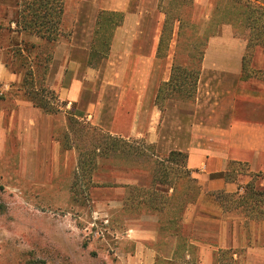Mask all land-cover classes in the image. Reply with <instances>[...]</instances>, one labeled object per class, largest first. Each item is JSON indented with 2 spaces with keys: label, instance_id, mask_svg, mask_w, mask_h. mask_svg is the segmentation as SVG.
<instances>
[{
  "label": "crops",
  "instance_id": "1",
  "mask_svg": "<svg viewBox=\"0 0 264 264\" xmlns=\"http://www.w3.org/2000/svg\"><path fill=\"white\" fill-rule=\"evenodd\" d=\"M12 1L4 0V5L10 7ZM251 1L264 7V0ZM160 3L79 0L74 7L67 5L45 79L74 118L110 138L143 141L153 146L159 160L173 153L187 156L183 170L196 194L189 198L188 192L174 187L156 188L166 202L159 212L126 216L129 188L144 189L148 183L125 180L105 188L113 195L105 200V219L117 215L125 223L112 249L116 264H226L223 255L227 264H264V219L241 206L227 211L220 203L222 195L244 196L255 178L264 176V48L250 59L249 31L243 23H217L219 1L194 0L198 35L209 34L195 101H168L159 108V89L170 81L181 45L177 19L172 37L164 42L167 12L160 10ZM15 7L17 11V3ZM101 14L121 16L111 38H105V30L97 33ZM27 39L42 43L36 36ZM102 43V60L91 64L95 46ZM16 81L0 62V83ZM18 124L23 170L37 163L38 180L45 181V188L55 189L56 182L65 180L56 203L71 204L77 153L61 149L54 117L22 102ZM59 126L67 131L65 119ZM148 199L141 210L147 209Z\"/></svg>",
  "mask_w": 264,
  "mask_h": 264
},
{
  "label": "rangeland",
  "instance_id": "2",
  "mask_svg": "<svg viewBox=\"0 0 264 264\" xmlns=\"http://www.w3.org/2000/svg\"><path fill=\"white\" fill-rule=\"evenodd\" d=\"M78 1L66 0V7L69 4L74 7ZM8 3L10 7L4 5V0H0V62L5 65L7 61L15 69L19 68L20 62L13 58L11 49L20 47L23 40L41 46L44 54H52V45H47L42 40V43H32L27 37L33 35L18 31L16 19L20 0ZM16 3L17 11L16 7L14 9ZM160 4V10L167 12L165 43L172 37L177 17L184 21L180 35L183 43L176 50L179 59L175 65L189 68L192 64L196 69L197 60H190L188 56L196 55L193 51L195 44L204 37L198 35L194 0H161ZM197 49L202 51V48ZM38 52V49L31 51L30 57L25 61V70L11 72L18 81L9 86L0 83V135L3 136L0 143V264H116L117 257L112 249L117 244L116 233L124 232L125 223L116 218L117 215L109 220L105 219V200L113 196L112 192H105V188L117 187V183L125 180L149 184L144 189L137 187L141 185L129 188L126 205L130 212L126 216L132 217L136 213L159 212L166 206L165 199L160 193L157 194L156 188L174 187L180 193L188 192L191 198L192 194H196L194 183L183 170L185 160L182 157L169 156L159 160L154 158L153 146L138 140L117 139L112 142V138L84 121H79L86 128L82 131L76 124L71 127L73 111L67 110L66 104L45 85L46 73L42 64L40 70L34 71L35 76H30L34 79L33 91L39 94V98L54 104L55 111H58L51 115L57 123L55 139L59 141L62 150L77 153L78 160L71 175V204H57L56 201L61 199V193L64 192L60 186L65 184V180L61 181L60 176V181L56 182L57 188H45V181L40 183L38 180L37 163L33 167L25 166L24 170L22 167L24 157L19 136V104L29 102L24 97L23 80L26 71L31 70V62L37 61ZM98 62L94 58L93 63ZM28 82H31L30 78ZM43 90L47 93H43ZM63 119L67 125L66 132L59 126V121ZM93 156L95 168L89 162L84 168L85 161H90ZM263 183L264 177L255 179L253 190L264 193ZM146 197L153 208L141 210L139 204ZM252 202L254 203H250L251 205L258 202L260 207L254 210L252 216L262 217L260 211L264 208V197L254 198ZM228 207L233 210L236 205L229 203ZM112 212L116 213V210ZM163 215L166 216L165 212ZM223 258L227 264L228 257L223 255Z\"/></svg>",
  "mask_w": 264,
  "mask_h": 264
},
{
  "label": "trees",
  "instance_id": "3",
  "mask_svg": "<svg viewBox=\"0 0 264 264\" xmlns=\"http://www.w3.org/2000/svg\"><path fill=\"white\" fill-rule=\"evenodd\" d=\"M219 4H221V17L217 20V23L242 22L243 27H246L245 29L249 31V57L251 59V57L255 54V51L259 48H264V7L253 3L251 0H220ZM19 7L20 9L16 19V24L19 28L18 31L27 35L36 36L43 42L47 43V45H52L54 49L61 35V25L66 9V0H20ZM120 20L121 16L101 14L99 17V28L97 33L105 30V38H111V32L114 29V26L119 24ZM177 20L181 23L180 29H182L184 21L180 17H177ZM107 34H109L108 37ZM180 35L181 32L179 34V41L182 44V37ZM208 38L209 34L207 32L203 40L195 44L196 47L193 51H195L196 55L193 56L190 54L188 56V59L190 60H197L198 65L196 69H194L192 64L189 65V68L174 65L170 81L168 83H164L159 89L157 97V104L159 108H163V103L168 101H176L183 104L193 103L195 101L201 59ZM105 46V43L95 46V48L98 49H95V53L91 58V64H93L94 58L99 59V61L102 60L101 53L105 51ZM197 48H202V51H198ZM36 49L39 50L38 55L36 56V60L38 62H31V70L26 71L23 80V88L25 89L24 97L26 98V101L31 102L35 108L41 109L45 114L55 115L58 111H55L54 104L52 102H48L44 98H39V94H36L32 88L34 79L33 77H30L35 76L33 74L34 71L40 70L43 64L45 66L44 72L46 73V78L53 58V52L52 54H44L41 46L33 45L30 42L23 40L20 47L15 48L14 50L11 49L13 58L20 62L19 68L15 69L12 64L7 61L5 65L12 73H17L19 70H25V61H27L30 57L31 51ZM42 55H44V58H42ZM28 78H30L31 82H28ZM43 93L46 94L47 92L43 90ZM70 124L71 127L73 124H76L79 128H81L80 131L86 129L79 122V120L74 117ZM111 140L112 142L117 141L115 138H112ZM106 146H108V144ZM175 156L182 157L185 161L187 159L186 155L180 153L171 154L172 158ZM94 157L95 156H93L90 161H85L84 168L87 166L88 162L90 165H93V169L95 168L96 164ZM85 171L88 173L87 169H85ZM89 172H91V170H89ZM261 196L264 197V193L254 191L251 183L247 187L246 194L244 196L235 199L231 195H222L220 196V203L222 208L225 210L227 209V211L232 210V208L228 207L230 203L235 204L236 207H244V211H246L247 214L253 215L254 210L260 209V207L258 202H255L254 205H251L250 203H254L252 202V199L260 198ZM141 204L142 203H140L139 206ZM145 205L147 209L150 207L149 202ZM260 212L263 214L262 217L264 219V208H261ZM262 217L256 216V218Z\"/></svg>",
  "mask_w": 264,
  "mask_h": 264
}]
</instances>
